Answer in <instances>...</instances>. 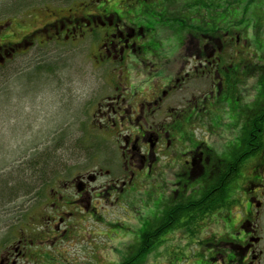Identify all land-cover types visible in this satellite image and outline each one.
Wrapping results in <instances>:
<instances>
[{"label":"flooded vegetation","instance_id":"1","mask_svg":"<svg viewBox=\"0 0 264 264\" xmlns=\"http://www.w3.org/2000/svg\"><path fill=\"white\" fill-rule=\"evenodd\" d=\"M193 1L183 18L178 0H87L47 16L52 22L18 42H1L0 63L35 40L81 45L110 77L102 78L108 91L86 109L91 131L80 133L95 142L93 163L41 193L43 222L28 226L39 245L19 238L0 251V262L117 264L102 249L118 234L121 254L130 251L118 264H264L256 223L264 208V71L260 86L242 93L247 80L255 84L250 71L244 77L251 65L236 58L250 49L248 25L216 12L214 0ZM101 144H112L111 154L97 150ZM239 181L249 186L235 206ZM104 194L114 197L110 212L99 207ZM135 200L142 209L130 215ZM99 210L106 231L80 235ZM114 224L122 236L108 230ZM148 253L155 262L145 263Z\"/></svg>","mask_w":264,"mask_h":264},{"label":"rangeland","instance_id":"2","mask_svg":"<svg viewBox=\"0 0 264 264\" xmlns=\"http://www.w3.org/2000/svg\"><path fill=\"white\" fill-rule=\"evenodd\" d=\"M10 1L0 0V3L5 4ZM83 1L87 0H45L44 4H33L30 9L20 12L25 9L23 6L11 16L10 14L7 16L10 13L8 11H6L8 13L0 14V45L4 44L1 43L2 41L18 42L21 37H25L46 23L52 22L53 18L48 17L55 12L67 9L69 4L74 6V4ZM178 1L179 12L183 8L187 15L193 12L189 10L193 0ZM213 6L215 9L219 7L216 12L226 10L232 15V19L237 20L236 24L248 25L245 40L250 42V49H246V52H242L240 55L237 54L236 57L238 61L243 59L244 65H251L244 77L250 71L255 78V84L247 80L241 88L242 93L248 94L249 86L251 89H253V85L254 87L257 85V88L258 85L260 86V75L264 71L262 65L264 63V0H214ZM180 14L185 18L181 12ZM199 15H204V11L201 10ZM190 23L187 24L191 25ZM66 26L64 25L63 28ZM40 38L41 36L38 40H41ZM42 43L46 44L41 45L35 40L33 45L23 50L21 54L0 63V191L4 192L6 188L21 182L26 185L30 184L27 193L19 192L12 198L4 199L5 197L0 194V251L10 249L19 238H27L33 241L34 245H39L36 242L38 238L35 233L29 229L30 224L43 222L39 215L41 209L39 203L37 205L38 200L35 201L34 195L41 188L43 181L40 178L38 181L37 171L44 169L47 161H42L45 163L43 168V164L39 161L42 159H37L47 150L49 157H52L45 168L44 179H47L45 181L47 184L49 178L54 181L52 185H45L43 190H48L53 185L56 186V183L69 177V174L71 176L76 171L79 172L83 168L90 167L93 160L89 159L88 153L95 142L83 139L86 133L91 131L89 129L91 113L90 109H86L100 93L108 91L102 79L110 77L109 74L107 75V69L105 71L103 67L93 66L87 59L86 50L81 48V45L73 48L70 46V42L46 40ZM48 62L52 65L56 64L54 67L40 69L41 71L37 69L38 66L47 67ZM81 130L83 138L80 134ZM87 130L88 132H86ZM215 140V138H211L210 142L215 144ZM95 147L97 150L101 147L108 154H111L113 150L112 144H101ZM99 155V159H101L102 151ZM35 160L39 164L37 163L36 167L28 168L31 161ZM247 170L249 173L253 170L250 176L258 175V170L252 169V165L248 166ZM71 172L74 173L71 174ZM239 185V192L242 191V188L249 186L244 181H239ZM233 187V190L237 188L234 184ZM145 191L146 189L141 190V192ZM241 193L234 192L233 203L235 206L241 203L244 196ZM138 197L145 199L146 196L138 194ZM218 197H223V195H218ZM113 200L114 197L110 200L107 198V194H104L101 201L103 204H100L99 207L104 205L105 210L110 212L115 209ZM140 205L141 202L135 200L131 206L133 211H129L128 214L133 215V212L141 210ZM124 208L129 210L127 207ZM234 210L238 219L237 209ZM105 213L103 210H99L98 217L94 221H89L85 225L82 223V226L78 227L82 231L80 235L104 233L106 230L100 223L103 221ZM108 218H112L109 220L110 222H114L116 219L119 221V218H113V215ZM220 220L219 216L218 221ZM256 223L258 224L257 233L263 238L260 247L264 249V208ZM28 226L30 227L28 228ZM108 230L111 234L121 232L120 236H122L123 230H118L115 224ZM232 230L235 232L236 227H233ZM222 232L224 233L223 229L216 231V236ZM209 233L204 232L207 239H209ZM111 237L115 240L109 242L102 249V257L104 259L107 257L108 261L111 260L118 264L130 256V251L121 254L124 247L122 239L118 240V234ZM50 248L51 250L43 248L41 251L51 253L54 251V247L50 246ZM109 248L112 249L110 252ZM38 255L41 253L37 250ZM15 258V256L14 258L9 257L7 262L2 260L0 264H13ZM143 260L145 263L155 262L152 254L149 253L144 256ZM28 264L37 263L30 262ZM102 264L108 263L103 261Z\"/></svg>","mask_w":264,"mask_h":264},{"label":"trees","instance_id":"3","mask_svg":"<svg viewBox=\"0 0 264 264\" xmlns=\"http://www.w3.org/2000/svg\"><path fill=\"white\" fill-rule=\"evenodd\" d=\"M51 1V0H50ZM4 3V2H3ZM40 3H42V4H44L45 3V0H11L10 2H8V3H6L5 2V4H2V3H0V14H3V13H8V12H10V13H8V15L7 16H9V14H10V16L12 15V14H15V13H17V11H19L20 9L19 8H21V7H23L24 6V8L25 9H23V10H21L20 12H22V11H25V10H27V9H30V7L31 6H33V4H40ZM216 9L217 10H219V7H216ZM6 11H8V12H6ZM19 12V13H20ZM218 12V11H217ZM18 13V14H19ZM17 14V15H18ZM14 16V15H13ZM234 22H237V20L236 19H234ZM42 44H46V43H42ZM41 44V45H42ZM25 47H28V45L26 44L25 45ZM49 63V62H48ZM56 64V63H55ZM55 64L54 65H52V63H49V65L47 66V67H43V68H41V66H38L37 67V69L39 70V71H41L40 69H46V68H48V67H54L55 66ZM36 69V68H35ZM37 77H38V75H37ZM36 77V78H37ZM60 142V141H59ZM48 151V150H47ZM47 151H45V153L43 154V155H41V156H39L38 157V159L37 160H39V159H42V160H39V161H41V163L43 164V168L45 167V163L44 162H42L43 160L44 161H47L46 162V167H47V163H48V161L49 160H51L52 159V157H49V154L47 153ZM38 164H39V162H37ZM37 163H36V160L35 161H31V164L30 165H28V168L30 167V166H32V167H36L37 166ZM45 167V168H46ZM31 168V167H30ZM45 168L44 169H42V170H39V171H37V179H38V181H40V179H43V181H42V185H41V188H39L38 189V191L35 193V201L39 198V197H41V193H43V187L45 186V185H47V183L45 182L46 181V179H44V177H45V174H46V171H45ZM35 175V172H34V174H33V176ZM40 178V179H39ZM39 183V182H38ZM30 188V184H27L26 185V183L24 184V183H17L16 185H14L13 187H10V188H6L5 190H4V192L3 191H0L1 193V195H2V197H5L4 199H6V197H8V198H12V197H14V195L16 194V193H19V192H26L27 193V191H28V189ZM17 189V190H16ZM33 198V197H32ZM1 199H3V198H1ZM37 205H38V202H37Z\"/></svg>","mask_w":264,"mask_h":264}]
</instances>
